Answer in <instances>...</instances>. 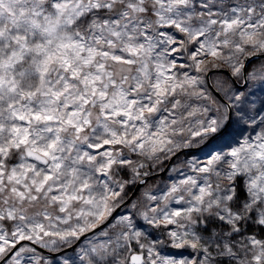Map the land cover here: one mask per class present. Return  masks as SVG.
Returning <instances> with one entry per match:
<instances>
[{"label":"snow or ice","instance_id":"obj_1","mask_svg":"<svg viewBox=\"0 0 264 264\" xmlns=\"http://www.w3.org/2000/svg\"><path fill=\"white\" fill-rule=\"evenodd\" d=\"M0 264H264V0H0Z\"/></svg>","mask_w":264,"mask_h":264},{"label":"rangeland","instance_id":"obj_2","mask_svg":"<svg viewBox=\"0 0 264 264\" xmlns=\"http://www.w3.org/2000/svg\"><path fill=\"white\" fill-rule=\"evenodd\" d=\"M161 179H166V177H162V178H160V180H157V178H154V179H153V183H155V184H160Z\"/></svg>","mask_w":264,"mask_h":264},{"label":"trees","instance_id":"obj_3","mask_svg":"<svg viewBox=\"0 0 264 264\" xmlns=\"http://www.w3.org/2000/svg\"><path fill=\"white\" fill-rule=\"evenodd\" d=\"M157 180H160V178H157Z\"/></svg>","mask_w":264,"mask_h":264},{"label":"water","instance_id":"obj_4","mask_svg":"<svg viewBox=\"0 0 264 264\" xmlns=\"http://www.w3.org/2000/svg\"><path fill=\"white\" fill-rule=\"evenodd\" d=\"M154 179V178H153Z\"/></svg>","mask_w":264,"mask_h":264}]
</instances>
